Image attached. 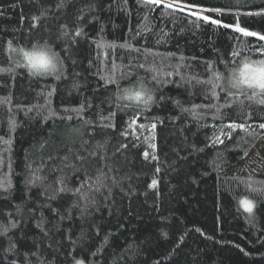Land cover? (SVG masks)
Instances as JSON below:
<instances>
[{
    "label": "trees",
    "instance_id": "16d2710c",
    "mask_svg": "<svg viewBox=\"0 0 264 264\" xmlns=\"http://www.w3.org/2000/svg\"><path fill=\"white\" fill-rule=\"evenodd\" d=\"M90 2L96 4V11L86 12L85 20L89 15H99L103 33L95 21L86 23L87 36L77 38L73 50L68 51V43L60 38L59 26L68 23L71 27L77 10L86 9ZM195 2L222 9L204 13L210 20L219 19L221 25L197 21L186 13L164 15L162 6L149 12L138 0H127L126 5L124 0H69L65 8H57L58 0H38L49 12L47 19L33 29L30 18L41 11L37 0H0V185L11 183L9 192L0 187V222L7 223L9 213L15 216L17 206L23 209L20 229L10 233L21 251L38 249L42 260L69 264V242L64 234L70 233L76 239L83 230L88 233L92 251L104 247L98 264H264V130L257 127L264 123V105L257 102L259 97L248 100L250 91L236 99L225 96L223 90H218V96H211L210 91L205 95L202 89L209 86L194 80L193 86L179 87L170 82L159 87L156 97L162 94L170 99L154 103L147 110L118 98L125 88L139 89L141 82L155 89L152 76L156 73L165 78L164 73L175 69L188 76L198 74L199 80L206 81L211 78V71L230 75L232 69L243 66L245 58L264 59L258 52L264 41L245 38L234 31L239 23L264 34V16L247 15L260 12L264 0ZM224 23L233 28L224 29ZM145 27L151 31L134 35ZM162 32L168 33V37H163ZM8 41L26 50L47 41L64 59L65 75L57 80L54 75L34 76L29 69L18 67L13 61H23L18 53L8 51ZM126 42L132 47L119 46ZM97 43H113L116 47L98 48ZM230 45L241 55L232 57ZM137 48L141 51L136 52ZM142 63L144 68L139 67ZM188 64L191 68L185 67ZM206 65L210 66L207 72ZM98 71L105 76L131 74L108 84L105 90ZM166 78L180 80L175 74ZM74 84L80 85L79 90ZM174 100L185 108L201 105L194 111L204 112V118L197 120L194 115L182 113ZM88 101L91 107L87 106ZM81 104H85L82 119L93 123L83 124L71 111ZM48 105L56 116H51ZM207 105L218 106L221 118L213 119L217 108L209 109ZM65 109L69 111L66 113ZM109 112H115L111 121L115 128L99 134L100 117H108ZM245 112L251 114V119H244ZM67 115L73 119L62 118ZM133 116H139L135 131L129 127ZM231 121L246 122L255 130L254 134L236 129L232 141H225L227 147H212L214 136ZM151 122H156L154 133L150 128L139 127ZM75 130H79L78 135ZM151 135L155 136L154 141L145 140ZM97 142L104 147L97 148ZM151 142L157 145L155 149L149 148ZM125 144L128 147L121 148ZM193 145L203 151L193 149ZM259 146L263 157L254 159L252 152ZM146 150L150 152L148 160L143 156ZM94 152L99 157L89 155ZM220 152L222 160L217 159ZM152 154L158 159H152ZM65 155L67 163H78L79 156L88 157L82 167L89 176L103 170L115 177L116 183L110 184L112 191L105 193L106 200L97 194L101 207L89 220L74 213L73 220L61 222L60 232L51 233V238L40 244L42 236L35 221L40 219L38 213L45 200L37 196L39 188H26L25 182L33 172L46 177L44 184L54 181L60 175L54 169L63 167L61 160ZM69 171L64 168V172ZM83 179V175L72 176V183ZM153 179L158 181L155 188L150 187ZM243 199L256 205L253 219L244 210ZM32 208L37 214H29ZM43 211L49 224L56 222L54 214L46 208ZM106 235L107 246L103 244ZM6 247L5 240L0 260L5 258Z\"/></svg>",
    "mask_w": 264,
    "mask_h": 264
},
{
    "label": "snow or ice",
    "instance_id": "6c2138e0",
    "mask_svg": "<svg viewBox=\"0 0 264 264\" xmlns=\"http://www.w3.org/2000/svg\"><path fill=\"white\" fill-rule=\"evenodd\" d=\"M139 3H142L146 8L149 9V12L153 7H161L165 10L164 15L174 16L176 13H186L190 17L195 18L197 21L210 22L212 25H221V21L219 19H211L209 15H204V13L210 12H222L223 10L220 8H207L192 0V2L184 3L182 0H138ZM69 0H58L57 8H65L67 7ZM127 0H124V4L126 5ZM38 4V0H37ZM41 11L39 15L31 16V27L33 29H37L42 20H46L48 16L49 10L46 9L43 5H39ZM11 7H16V5H11ZM111 9L112 5L108 6ZM96 11V4L90 2L85 8H81L77 10L76 21L75 23L69 27L68 23H64L60 25V38L64 39L68 43V51H72L73 44L76 43L77 38L87 36V33L84 30V26L86 23H92L95 21L100 24V32L103 33V24L100 21L99 15H89V19L85 20V13L91 14ZM2 14V12H0ZM247 15H262L264 16V8L260 12L256 13H248ZM145 21H148L149 17H144ZM224 29L233 28L232 24L224 23L222 25ZM151 31L150 28L145 27L141 32L134 33V35H142L143 31ZM235 33L242 34L243 37H258L259 41H264V34H261L257 31H250L247 27H241L239 23L235 24L234 27ZM163 37H168V33L162 32ZM170 38V37H169ZM159 42V41H158ZM8 51L12 53H18L21 57L23 63H19L17 61H13L16 63L18 67H24L31 71L32 75H54L57 80H60L63 75H65L66 69L64 64V59L61 55L52 50V47L46 41L43 45L39 43L34 44L32 47L36 49L39 46L41 51L47 50L51 55L48 57L46 62L42 65H37L32 60L33 52H29L23 47L16 48L13 46L11 41H8ZM122 48H131L132 45L130 43H124L119 45ZM98 48H115L116 45L113 43L104 44L97 43ZM78 50V49H77ZM136 52H140V49H134ZM229 51L231 52L232 57H238L241 55L240 52L233 50L231 45L229 46ZM249 51L251 49L249 48ZM260 55H264V46H262L258 50ZM105 58H107V52L104 53ZM168 59V57H162V60ZM180 61H184V57H180ZM75 64V61H73ZM242 67H237L231 70L230 75L225 76L221 73L211 71V78L206 81H202L198 79V74L193 76H188L186 74H181L176 72L175 69L171 72L164 73L165 78H161L159 73H156L152 76L153 81L156 82V88L146 87L143 82H141L139 89H123L122 94L118 96L120 100H128L133 101L138 107L142 106V110H147L154 103H160L166 99L162 94L159 98L156 97L155 91L158 90L159 87H162L164 84L174 82L177 83L179 87L193 86V81L196 83L205 84L209 87L202 89L205 95H208L209 91L211 96H218V90H223L225 96L232 97L236 99L240 96H246V94L250 91L251 95L247 96L248 100H254L259 97L258 103L264 105V59L251 60L245 58L242 62ZM115 67V65H113ZM140 68H144L145 64H140ZM166 67H172V65H166ZM187 68H191V65H185ZM210 70V66L206 65V72ZM100 75V79L105 82V90L108 84H114L117 82V79L124 78L131 73H121L119 77L114 75ZM179 75V81H170L166 77H170L173 75ZM79 75V73H76ZM80 85L74 84V88L79 90ZM50 95V94H49ZM6 102L10 103V99L6 98ZM173 103L176 104L177 107H180L182 113L187 112L189 115H194L197 120L203 119L205 116L204 112L196 113L194 110L201 108V105L193 104L191 108L183 107L182 103L179 100H174ZM243 102H241V105ZM87 106L91 107V102H87ZM228 107H231V104H227ZM123 107H127L126 105ZM207 108L216 107L217 112L213 114V119H220L221 114L218 106L207 105ZM47 110L50 112L51 116H56L57 113L51 109V106H47ZM26 111H28L26 109ZM69 110L65 109L67 113ZM72 112L77 114V118L83 117V113L85 111V104H81L78 108L71 109ZM115 116V112H109L108 117H100L98 122L99 127L97 129L99 134H103L109 128H115V124L112 123V118ZM67 120H72L73 117L71 115H67ZM139 116H133L129 123V127H133V131H135L134 126L137 123ZM244 119H251V114L245 112ZM107 120V123L104 121ZM83 124L88 125L93 123L92 121L83 120ZM158 123H163V121H157ZM12 126H15L14 120H12ZM140 128H150L154 133L156 129V122H151L148 125L140 124ZM213 127H216L213 125ZM257 127L261 130H264V123H259ZM224 129H227L225 131ZM236 129L244 130L249 135L254 134V129L251 125L246 122H236L231 121L226 125H223L220 128L219 134L215 135L211 141L212 147H215L217 144L225 145V141H232L233 132ZM76 134H79V130H75ZM127 135V133H122ZM96 133L93 134V139H95ZM139 140V136L136 137ZM145 140L154 141L155 136L151 135L149 137H145ZM10 142V141H7ZM97 148H103L104 144L97 142ZM128 146L121 145V148L126 149ZM157 145L154 142L149 143L150 149H155ZM193 149L197 151H203V149H197L195 145L192 146ZM225 147H227L225 145ZM119 151V149H118ZM89 155H95L99 157L98 152L90 153ZM222 152L218 153L217 159L222 160ZM247 152H245V156ZM143 156L145 160H148L150 157L149 151H144ZM152 159H158L157 156L152 154ZM78 163H67L68 156L65 155L61 164L62 168L54 169V171H58L60 173L57 178L51 183L44 184L46 177L41 176L38 172H33L29 176V178L25 182L26 188L29 186L37 187L40 191L37 193V196H42L45 200V203L41 205V210L38 215L40 219L35 221V226L40 230L42 239L39 242L43 244V240L45 238H51L50 234L53 232H60V224L65 220H73L74 213H78L79 217L82 220H89L95 212L100 210L101 204L100 200L97 199V194L100 195L102 200H106L108 197L105 193H110L112 188L110 184H115V177L110 176L108 172L103 170H99L96 176H89L87 172L83 169V165L87 163L88 157L79 156L77 157ZM215 163V160H214ZM64 168H68L69 172H64ZM160 169L157 167L156 172H159ZM83 175L85 179L80 180L78 184L72 183V176H81ZM158 181L153 179L150 187L155 188L157 186ZM3 187L5 192H9L11 189L10 181L6 185H0ZM31 199V198H30ZM264 199V197H262ZM241 204L244 210L249 214L250 219L254 218V209L256 205L252 200L243 199ZM107 205H105L106 207ZM46 208L50 214H54L55 223H50L47 221V218L44 216L43 209ZM29 214L34 215L37 214V210L35 208L29 209ZM23 209L19 206L16 208L15 216L12 213L8 214L7 223L0 222V248L3 247L4 241H7V247L3 248L5 252V258L0 260V264H4V260L7 261V264H54L52 261H46L40 259L41 253L37 249L36 251L29 250L28 253L21 251L18 247V241L14 239L12 235H10L12 229H20L21 221L24 220L23 217ZM48 225V226H46ZM196 231H201L200 229H196ZM96 234L99 235V228H96ZM166 235V234H165ZM64 237L68 240V256L71 257L69 260V264H98L100 256L104 253V247H97L96 251H92V247L89 244L88 233L81 231V234L76 239L72 238L70 233H65ZM108 237L107 235L103 238V244L107 246ZM35 247V245H34ZM49 248H52V245H48ZM53 251H56L55 249ZM8 254H11L10 256ZM159 264V262H157Z\"/></svg>",
    "mask_w": 264,
    "mask_h": 264
},
{
    "label": "clouds",
    "instance_id": "9594fccd",
    "mask_svg": "<svg viewBox=\"0 0 264 264\" xmlns=\"http://www.w3.org/2000/svg\"><path fill=\"white\" fill-rule=\"evenodd\" d=\"M29 52H33L32 60L37 65H42L46 62L48 57L51 55L47 50L41 51L39 49V46H37L36 49H33V47L27 49Z\"/></svg>",
    "mask_w": 264,
    "mask_h": 264
},
{
    "label": "rangeland",
    "instance_id": "374dc122",
    "mask_svg": "<svg viewBox=\"0 0 264 264\" xmlns=\"http://www.w3.org/2000/svg\"><path fill=\"white\" fill-rule=\"evenodd\" d=\"M261 149V146H259L252 152V156H254V159L260 158V156L263 157Z\"/></svg>",
    "mask_w": 264,
    "mask_h": 264
}]
</instances>
